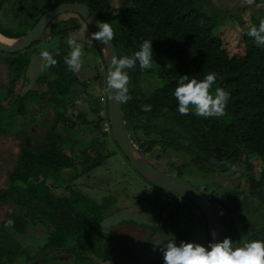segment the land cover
Listing matches in <instances>:
<instances>
[{"label":"trees","instance_id":"16d2710c","mask_svg":"<svg viewBox=\"0 0 264 264\" xmlns=\"http://www.w3.org/2000/svg\"><path fill=\"white\" fill-rule=\"evenodd\" d=\"M111 1L2 0L0 14L14 22H30L33 27L44 13L58 5L83 4L97 15L100 23L111 26V41L118 58L131 56L141 41L152 40L156 64L146 70H141L138 64L125 70L130 99L121 105L129 140L148 162V155L156 149L161 157L178 155L180 164L173 162L178 166V177L187 169L228 177L236 166L244 167L242 187L225 192L222 199L206 196L218 208L225 237L237 244L264 240V223L256 220L264 205V45L257 46L248 35L249 28L264 20V14L251 20L239 52L230 55L219 36L225 25L232 27V22L225 18L228 13L225 1L122 0L126 7L118 15L112 12ZM234 19L239 20L238 14ZM79 22L84 24L74 15L49 24L48 35L57 38L65 50L60 46L52 54L56 63L44 67L35 80L37 90L25 93L21 90L29 57L23 52L12 55L0 52L13 57L8 64L9 80L0 81L5 89L0 99V148L5 150L9 146L8 162L12 160L11 167L0 176V264H36L34 261L39 257L45 260L42 264L110 261L109 247L102 244L98 229L112 198H104L97 205L72 186L79 175L96 169L115 150L119 151L110 137L106 105L102 116L99 110L91 109L97 116L92 143L69 144L56 132L59 127L71 131L94 122H89L83 113L72 120L66 116L68 108L75 105L76 87L86 92L85 85L64 62L69 52L64 39L79 29ZM2 28V36L17 38ZM92 46L96 49L93 41ZM98 65L103 67V73L97 71L94 79L105 82L101 58ZM209 72L216 74L215 86L228 93L224 115L200 117L191 107L187 114H179L172 96L179 75L199 80ZM209 91L214 94V88ZM34 106L47 109L45 132L46 124L24 122ZM35 124L38 126L32 130ZM34 131L35 135L41 134L40 141L29 145L26 139ZM250 160L260 161L259 173L253 172ZM77 161L82 167L80 172ZM60 190L63 195L54 194ZM183 203L184 210L194 209L203 219L191 203L185 199ZM241 211L252 217L257 227L248 218L249 224L242 225L237 215ZM37 228L43 230L42 241L27 245L23 237ZM240 229L250 234L245 240L240 238ZM149 264H162V258Z\"/></svg>","mask_w":264,"mask_h":264},{"label":"rangeland","instance_id":"374dc122","mask_svg":"<svg viewBox=\"0 0 264 264\" xmlns=\"http://www.w3.org/2000/svg\"><path fill=\"white\" fill-rule=\"evenodd\" d=\"M218 3L225 1L228 13L225 18L232 22V27L225 25L219 33L220 39L226 45L229 54L233 55L239 52L242 46V36L245 29L251 27V20L264 14V4H258L255 11L245 8L247 0H216ZM264 2L263 0L259 3ZM122 0L111 1V9L115 15L126 7ZM242 7V8H241ZM237 8V9H236ZM238 14L239 20L234 19ZM75 14L64 13L57 17L55 21L68 20L74 17ZM59 18V19H58ZM242 22V23H241ZM30 22L23 20L12 21L10 17L6 18L0 14V26L2 29L11 33L12 37H21L25 35L31 28ZM16 25V26H15ZM15 26V29L9 28ZM82 26V25H81ZM83 27V26H82ZM10 29L12 32H10ZM86 33V32H84ZM87 34V33H86ZM72 39L73 35L71 36ZM68 39V38H67ZM65 40V43L67 41ZM80 43V39H74ZM92 40L86 36V42L81 49V67L76 71L77 78L86 87V92L89 95L82 93V88L76 87L77 94L73 95L74 106L69 107L66 116L72 120L78 113H83L92 125L79 127L75 130H67L63 127L57 129V134L67 143L82 142L92 143L96 137L94 131L96 115L91 113V109L99 110V116H102L103 106L106 104L105 82L96 80L95 75L100 72L103 73V67L95 64L94 61H99V55L92 46ZM82 45V44H81ZM65 50V46L58 42L57 38L48 35L46 31L44 35L37 41V43L28 50L23 51L26 57H29V65L23 76L22 92L29 90H37L35 87V80L42 73L45 61L41 58L40 52L47 50L50 55L57 52L58 47ZM68 47V46H66ZM92 48V49H90ZM12 56L0 54V74L3 76V70L7 67V59ZM93 61V62H92ZM100 64V62L98 63ZM98 71V72H97ZM5 73V72H4ZM8 69H6V76ZM37 75V76H36ZM5 78V77H4ZM2 80V79H1ZM5 79L2 81H6ZM4 84L0 82V99L4 96ZM21 92V93H22ZM47 109L35 107L32 109L30 115L27 116L25 123L38 122L40 125L46 124ZM32 128V130L35 128ZM47 124L44 126L45 132ZM17 130V127L15 128ZM36 130V129H35ZM35 131L26 139L29 145L37 144L40 141L41 134L35 135ZM10 147L0 148V176L3 171L11 167L12 160L8 162L7 150ZM7 149V150H6ZM158 149L154 153L148 155L149 163L153 165L159 172L177 175L179 171L177 164H180L178 155L172 158L160 155ZM182 157V156H180ZM185 160L183 157L180 158ZM174 161L177 164L173 163ZM253 166V172L259 173L260 161L250 160ZM77 161L78 172L82 167ZM194 171L187 169L181 174V178L204 191L205 195L211 197L217 196L222 199L225 192L232 191L237 186H243L244 182V167L236 166L235 169L230 170L233 175L228 177L219 174L205 175V172ZM73 189L94 204H101L102 199L112 198L111 207L107 209L104 221L100 224L98 234L103 241L102 244L109 247V260L115 264H149L159 257H161L158 249L163 248L168 240L172 237L179 241H192L195 243L204 244L207 242V227L203 219L194 209H183V199L176 194L165 191L163 189L153 187L145 183L127 164L119 151H114V154L106 158L103 164L96 169L78 176V179L72 185ZM207 194H206V193ZM57 196L63 195V191L54 193ZM257 203L254 204V206ZM174 214L170 219L169 216ZM260 217L256 220L264 223V205L257 213ZM240 223L246 224L247 218L251 224L253 218L249 217L245 212L241 211L238 214ZM247 215V216H246ZM197 220L198 225L195 224ZM248 223V222H247ZM249 224V223H248ZM166 225V226H165ZM42 229L30 230L23 238L27 245L39 244L42 241ZM43 231V230H42ZM240 238L245 240L249 237L247 231L240 229ZM38 248V247H36ZM35 247L33 249H36ZM37 250V249H36ZM35 250V251H36ZM52 260V259H50ZM43 258H38L34 262L42 264ZM110 261H97L98 264H111ZM25 264V263H18Z\"/></svg>","mask_w":264,"mask_h":264},{"label":"clouds","instance_id":"9594fccd","mask_svg":"<svg viewBox=\"0 0 264 264\" xmlns=\"http://www.w3.org/2000/svg\"><path fill=\"white\" fill-rule=\"evenodd\" d=\"M253 0H247L252 4ZM98 31L94 38L101 43H107L112 38V28L107 23L97 22ZM248 35L252 37L257 46L264 45V20L258 26L249 28ZM152 40H143L131 56L112 58L106 75V90L110 91V99L118 103H124L130 99L128 94L129 77L126 69H132L138 64L141 70L150 69L155 63L151 48ZM69 48L64 62L68 69L76 72L81 67L82 45L69 38L66 41ZM45 61L44 67L55 65L56 60L47 50L40 52ZM217 77L213 72L204 75L202 79L190 77L187 74L179 75L172 96L177 102L179 114H187L191 109L196 116L220 117L224 115L228 93L215 86ZM214 88V94L210 92ZM159 251L162 264H264V240H246L235 243L231 238L224 237L221 240H209L204 244L192 241L177 242L172 237L166 245L156 249Z\"/></svg>","mask_w":264,"mask_h":264},{"label":"water","instance_id":"95a60500","mask_svg":"<svg viewBox=\"0 0 264 264\" xmlns=\"http://www.w3.org/2000/svg\"><path fill=\"white\" fill-rule=\"evenodd\" d=\"M64 13L75 14L82 20L102 60L105 68L106 118L110 137L120 154L127 160L130 168L146 183L172 192L191 203L205 220L209 240L218 241L223 239L225 234L221 226L216 204L199 189L181 177L159 172L138 151L137 146L129 140L122 117V105L110 99V91L113 90H106V75L110 66L109 61L112 58L118 59V57L111 40L107 43H101L94 38L95 32L98 31L97 22L99 19L89 7L83 4H61L44 13L35 25L19 38H6L0 34L2 38L11 40L12 42L7 45L0 41V52L12 55L27 50L45 34L49 24Z\"/></svg>","mask_w":264,"mask_h":264},{"label":"crops","instance_id":"0c3cea01","mask_svg":"<svg viewBox=\"0 0 264 264\" xmlns=\"http://www.w3.org/2000/svg\"><path fill=\"white\" fill-rule=\"evenodd\" d=\"M237 9V8H236ZM59 21H63L62 19H59ZM79 29L77 30V31H74V32H72V33H70L69 35H68V39L69 38H71V36L73 35V37H75L74 39H76V38H79L80 39V44H82V46H84L85 45V43H88V42H86V36H88L92 41H93V39H92V37H91V35H90V33H89V31H88V29L86 28V26L84 25V24H81L80 22H79ZM83 27H82V26ZM16 26V25H15ZM15 26H10L9 28H12V29H15ZM10 31H11V29H10ZM84 32H86V33H84ZM66 38V39H67ZM66 39H64V42H65V40ZM91 41V42H92ZM91 47H93V46H91ZM94 48V47H93ZM90 49H92V48H90ZM95 49V48H94ZM97 53H98V51H97ZM98 55H99V53H98ZM99 61H94L95 62V64H97L98 65V63L100 62V56H99ZM12 61V58H8L7 59V67H6V69H8V64H10V62ZM93 62V61H92ZM6 69H4L3 70V76L0 74V81H2V80H5V79H8L7 78V76H6ZM0 70H1V68H0ZM1 72V71H0ZM5 72V73H4ZM37 76V75H36ZM5 77V78H4ZM2 79V80H1ZM102 108H104V106L102 107ZM174 215V214H173ZM195 224L196 225H198V222H197V220H195Z\"/></svg>","mask_w":264,"mask_h":264},{"label":"flooded vegetation","instance_id":"af4514ba","mask_svg":"<svg viewBox=\"0 0 264 264\" xmlns=\"http://www.w3.org/2000/svg\"><path fill=\"white\" fill-rule=\"evenodd\" d=\"M260 1H262V0H253L252 4H250L249 6L246 5L245 8L251 10V12L255 11L257 9H260V8H256L258 6V4H264V2L259 3Z\"/></svg>","mask_w":264,"mask_h":264},{"label":"bare ground","instance_id":"6f19581e","mask_svg":"<svg viewBox=\"0 0 264 264\" xmlns=\"http://www.w3.org/2000/svg\"><path fill=\"white\" fill-rule=\"evenodd\" d=\"M0 41L7 44V45L12 43L11 40H6V39L2 38L1 36H0Z\"/></svg>","mask_w":264,"mask_h":264}]
</instances>
